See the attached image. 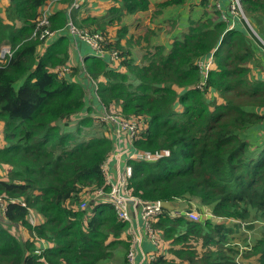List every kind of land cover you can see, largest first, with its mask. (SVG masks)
I'll list each match as a JSON object with an SVG mask.
<instances>
[{
  "label": "trees",
  "instance_id": "trees-1",
  "mask_svg": "<svg viewBox=\"0 0 264 264\" xmlns=\"http://www.w3.org/2000/svg\"><path fill=\"white\" fill-rule=\"evenodd\" d=\"M49 1L8 0L4 15L0 8V45L10 46L0 57V264H127L128 223L104 196L111 124L88 102L80 60L70 56L66 10L72 0L55 1L61 6L48 14L51 35L39 38L45 26L36 24ZM187 1L120 0V15L153 4L155 19ZM193 2L199 14L167 50L148 43L157 30L152 26L137 34L145 42L135 53L139 37L131 27L120 25L112 35L84 0L70 18L103 38L105 56L86 54L84 68L103 106L137 122L132 146L169 150L153 162L129 160L131 194L184 201L202 215L197 221L172 217L164 208L149 217L158 239L149 264H264V136L254 135L264 122V76L252 73L264 61V0H239L261 38L248 20L224 19L215 1ZM208 60L204 77L199 63ZM97 190L103 194L92 197ZM241 223L252 225V242L243 250L230 243L232 227ZM190 239L205 249L198 253ZM165 241L178 246L171 248L178 263L163 258ZM239 251L252 260H234Z\"/></svg>",
  "mask_w": 264,
  "mask_h": 264
},
{
  "label": "built area",
  "instance_id": "built-area-1",
  "mask_svg": "<svg viewBox=\"0 0 264 264\" xmlns=\"http://www.w3.org/2000/svg\"><path fill=\"white\" fill-rule=\"evenodd\" d=\"M55 1L56 0L49 1L41 9L40 19L36 24V29L40 26L45 27L39 30V38L51 35V32L47 28V17L51 11L52 4L55 3ZM228 1L229 3L227 8H224L221 5L220 0H215L217 8L221 10L222 17L225 19L226 15H229V19L232 23L235 20L233 19L234 17H237L236 19H239L240 17L244 21H247L239 0ZM77 7H79V0H72L71 4L66 10V15L68 17L67 26L73 38V46L75 48H78V42L83 40L90 46L92 54L96 56H105L106 53L103 46L101 45V41L103 40L102 36L99 33L90 34L86 30H80L73 24L70 18V12L72 8ZM9 52L10 46L8 43L0 45V57H4L6 54H10ZM113 57H115L114 54L110 53V58ZM79 60L81 69L84 72L83 75L85 76V82L87 84V98H95L97 100L99 109L95 110L100 114L102 120L111 124V129L114 135V148L113 151L107 157H105L102 163V171L105 174L106 182L109 184V189L104 194V196L113 207L118 218L128 223L127 232L129 234L130 245L126 252L127 264H136V256L140 254V258L141 260H143L146 258V254L142 251L140 246L142 230H140V226H135L132 223L130 205H134L135 208H139L144 225V230L151 238L152 242L156 244V247L158 239L155 231L150 226L149 217L160 214L164 207L161 206L160 200H155L153 202L144 201L131 194L129 188V179L132 176V166L129 160L137 159L141 161L153 162L155 160L168 156L169 150L167 148L155 150H139L137 148H134L131 143V137L135 134L136 129H138L137 122L134 120L123 119L117 113H114L103 106L96 93V81L88 72L85 71L83 57L79 56ZM210 62L211 60H208L205 63H199L200 67L202 68V75L204 77L206 76L207 67L209 66ZM1 140L2 134L0 133V141ZM111 159H113L116 163V165L112 167L113 170H110L109 168V162ZM101 194H103V192L101 190H97L92 197L100 196ZM4 204L5 201L0 198L1 209H3ZM84 205L85 202H82L81 206ZM169 215L172 217L184 215L186 218L195 221L201 218V214L192 209H173L170 210ZM35 251H38V249ZM153 257H155L154 252L149 254L148 259L150 260Z\"/></svg>",
  "mask_w": 264,
  "mask_h": 264
},
{
  "label": "rangeland",
  "instance_id": "rangeland-1",
  "mask_svg": "<svg viewBox=\"0 0 264 264\" xmlns=\"http://www.w3.org/2000/svg\"><path fill=\"white\" fill-rule=\"evenodd\" d=\"M215 1V0H213ZM107 9L105 10L104 13L98 14V16H95L97 18V21L105 22L104 27L107 28V30L114 35V31L116 28H119L120 25H126L130 26L131 29L134 31L135 34H133L134 37H139V42L133 44V48L135 50V53H139L140 46L144 44V40L142 39V36H139L137 34L143 35L144 32L148 28H152V26H156L157 30L156 32L151 33L148 36V43H161L165 45V50L168 49L169 44L171 43L173 37L179 38L181 36V33L186 31L188 27V18H196L197 15L199 14L200 8L198 4H194L193 0L187 1L184 5H182L179 8L172 9L164 14H161L157 16L155 19H151V14H152V5L153 4H148V6H140L139 9H137L134 13L129 14L125 13L124 15H120L124 10L123 2L120 3V0H111L109 1ZM229 1L225 0V2L222 3V6L224 8H227ZM58 7V6H57ZM82 6H80L81 8ZM112 8H117L118 11L112 10ZM122 9V10H120ZM73 12H70V16ZM90 14V13H89ZM237 17H234L233 19H236ZM263 21H264V15L262 16ZM247 19V17H246ZM248 20V19H247ZM113 21L112 23H110ZM249 22L248 27L251 28L253 33H256V30L254 29L253 25L255 26L256 29H258V23L256 22V25L253 24L252 22ZM252 23V24H251ZM258 35V34H257ZM259 36V35H258ZM125 37H121V41L125 43ZM260 37V36H259ZM261 38V37H260ZM260 40V39H259ZM261 43L262 45V52L264 53V40L261 38ZM88 55H91L88 53ZM88 58H85V64L87 63ZM255 64H257V60H254ZM252 73L254 74V78L258 77L259 75L264 76V61L263 64L260 65L259 67H253ZM95 104L93 105L96 110L99 109L97 100L94 98ZM255 137L257 135L259 136L260 139L264 136V122L261 124L260 127L255 128ZM248 135V134H247ZM252 139V137H250ZM4 172L0 170V174L2 175ZM197 210V209H196ZM34 214L32 211L29 212L28 218L33 221ZM202 218V215H201ZM228 221V220H227ZM229 222L234 223V221L231 219ZM260 222L255 223L254 227L256 226V230L259 229ZM140 230H144V225L142 224V221L139 224ZM253 227V228H254ZM9 229L13 232L14 228L11 226ZM233 231L232 236L233 239L230 242L232 245L231 246H236V248H239V250H243L244 248V243L246 241L252 242V225L251 227H247V225H243L242 223L240 225H235V227H232ZM196 240L190 239L189 240V245L192 247L196 245ZM127 251V250H126ZM201 252V251H200ZM199 256V255H198ZM240 258V259H239ZM234 260L236 261H248L252 260V256L247 258V257H242L240 255V251L238 254L235 256ZM119 260H116L115 262L117 263Z\"/></svg>",
  "mask_w": 264,
  "mask_h": 264
},
{
  "label": "crops",
  "instance_id": "crops-1",
  "mask_svg": "<svg viewBox=\"0 0 264 264\" xmlns=\"http://www.w3.org/2000/svg\"><path fill=\"white\" fill-rule=\"evenodd\" d=\"M84 3H86V6L88 7V9L90 10V14L96 15L98 16V14L100 13H104L105 10L107 9L108 5H109V0H84ZM8 5V0H0V8H1V14L4 15V9L5 7ZM60 7L61 5L59 3H53L52 7H51V11L56 8V7ZM83 44H86L85 42L80 43V41L78 42V48H75L73 46V44H71L70 47V56L75 59L76 61H79V56L83 57L86 54H88L89 52H91V48L88 44H86V49L88 50V52L86 53L85 51H83V49L81 48V46ZM91 101V102H90ZM88 102H90V105H94L95 104V100L93 98L88 99ZM247 137H252V129L248 130L247 133ZM116 165L115 161L113 159L110 160L109 162V168L110 170H113L112 167H114ZM192 208V207H190ZM193 210H196L193 207ZM208 210V209H207ZM130 213H131V217H132V223L135 226H139L140 222L142 221L141 218V213L139 208H135L134 205H130ZM218 222V221H217ZM143 224V221H142ZM22 235L25 237L26 236V232H22ZM196 245L193 246V248L198 252L201 253L205 248L201 245L200 240H196ZM158 245V244H157ZM141 249L142 251L146 254V258L141 260L140 258V254H138L136 256V264H149V254L154 252L156 254V244H154L151 240V238L147 235V233L145 232V230H142L141 233V243H140ZM161 248H163L164 251H161V253L163 254V258L166 260H173L174 263H178L179 259L178 257L175 256V254L173 253V250L171 248H177V245H171L169 243V241H165V243L163 245L160 246ZM201 251V252H200ZM154 258V257H153Z\"/></svg>",
  "mask_w": 264,
  "mask_h": 264
},
{
  "label": "water",
  "instance_id": "water-1",
  "mask_svg": "<svg viewBox=\"0 0 264 264\" xmlns=\"http://www.w3.org/2000/svg\"><path fill=\"white\" fill-rule=\"evenodd\" d=\"M161 206L169 210L173 209H186L190 210L187 207V204L184 201H173V200H160Z\"/></svg>",
  "mask_w": 264,
  "mask_h": 264
},
{
  "label": "clouds",
  "instance_id": "clouds-1",
  "mask_svg": "<svg viewBox=\"0 0 264 264\" xmlns=\"http://www.w3.org/2000/svg\"><path fill=\"white\" fill-rule=\"evenodd\" d=\"M90 54H92V52H90Z\"/></svg>",
  "mask_w": 264,
  "mask_h": 264
}]
</instances>
